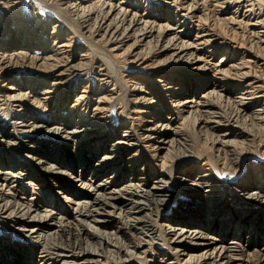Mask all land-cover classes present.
Wrapping results in <instances>:
<instances>
[{"label":"bare ground","instance_id":"obj_1","mask_svg":"<svg viewBox=\"0 0 264 264\" xmlns=\"http://www.w3.org/2000/svg\"><path fill=\"white\" fill-rule=\"evenodd\" d=\"M33 1L0 0V264H139L158 232L143 264H264V56L215 26L264 50V0Z\"/></svg>","mask_w":264,"mask_h":264},{"label":"rangeland","instance_id":"obj_2","mask_svg":"<svg viewBox=\"0 0 264 264\" xmlns=\"http://www.w3.org/2000/svg\"><path fill=\"white\" fill-rule=\"evenodd\" d=\"M34 1H33L34 3H36L37 5H39L38 0H34ZM70 23H72V22L70 21ZM72 25H74V23H72L71 26ZM215 26L216 27L218 26V28L221 26L220 30H222L225 35H228L229 37L230 36L231 37H235V40L238 41L239 43L241 42L243 44L245 42L244 44H247V47L250 46V50H251V52L254 53L255 56H264V50H262L261 48H258L257 45L252 44V42H251L252 36L250 34L243 33V32H240V31H237V32H239V33H237V32L233 31L232 29H230L228 27H227L228 29H226V28H224L223 25H220V23H218L217 21L215 23ZM75 27L76 26L74 25V28ZM189 135H190L191 138L194 137L192 135V133H189ZM84 178H85L84 181L87 180V179H89L90 178L89 173H88V175L84 176ZM49 180H51V179H49ZM105 180L107 181L109 179H105ZM63 185L65 187H67V188L70 187L69 186L70 184L68 185L67 183L66 184H63ZM67 191H68V194L69 195H66V196L63 195V196L68 197L69 200L70 199L73 200L72 202H74V201L75 202H79V201H82L83 200V199H80V198L79 199H74L73 198L74 196H70V193H75V191L81 192V190H67ZM33 193H34V195H29V197L30 196H32L33 198H36L37 197V199H40V200L46 199V203H48L50 205V207H54V206L57 205L58 206L57 208H58V210H59L60 213H63L65 211V208H63V207H61V206L58 205V200L55 198L54 194L51 195V192H49V190H40V191H37L36 190ZM165 211L166 210H164L163 213L161 212V214H164ZM70 212H71V210H70ZM118 213H119L118 211H116V213H115V211L113 212L112 215H116L115 221L112 222L107 227H99L94 222H89L88 224H85L83 227L86 230V232L88 233V235H90V238L92 240L96 237V232L101 233V234L102 233L104 234V232L105 233H107V232L108 233L115 232L116 230L120 229V225H121V222H122L120 220L122 218V214H124V213H122L121 214V218H120V215L118 216ZM144 217H145V215H144ZM150 223L151 224H157L156 215L155 214L152 215V216H150ZM158 223H161V222L158 221ZM10 233L11 232L8 230L7 227L0 226V241L1 240L7 241V239H9L11 236H13ZM157 235L161 238L160 240L154 239V244H152V245L147 244L138 253H137V251H134V253L137 254V258H134L135 263L137 261L139 264H143V261H148L149 260V256L148 255L152 256V255H154V254H156L157 252H160V251H164V253L167 254L168 253L167 252L168 247L174 248L175 244H171L170 243V239H168L166 236L164 237V235L161 232H158ZM133 236H137V235L132 234V232L131 233H128L127 236H126V238L125 239H122L123 241H121V243H127L129 240H133V238H135ZM11 241L13 243L18 244V245H23L24 244L23 247L25 248V251H27L28 254H30L31 252H32V254H34V253L36 254L37 253V245L34 243L36 241V239L35 240H32V241H29V240L25 241L22 238H19L18 236H16V237H13L11 239ZM230 241H231V239L228 240V242H230ZM148 242L150 243L149 240H147V243ZM199 252L200 251H197V252H194V253H190V254H194L195 255V254H199ZM248 252L251 253L252 252V249L249 248ZM121 256H123V255L121 254ZM121 256L119 257V256H116L113 253H107L106 256H104L103 258H100L101 261L99 260L100 262L98 264H130V263H132L130 261H129V263L124 262V259H126V258H125V256L124 257H121ZM117 257H118V259H117ZM178 260H180L181 264H183V262H185L187 260V257H183L182 256V257H179ZM125 261H127V259Z\"/></svg>","mask_w":264,"mask_h":264}]
</instances>
